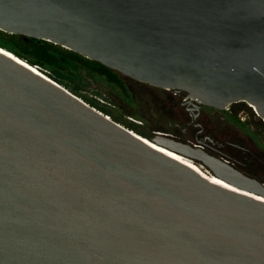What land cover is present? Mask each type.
Listing matches in <instances>:
<instances>
[{"label":"water","instance_id":"95a60500","mask_svg":"<svg viewBox=\"0 0 264 264\" xmlns=\"http://www.w3.org/2000/svg\"><path fill=\"white\" fill-rule=\"evenodd\" d=\"M0 29L264 130V0H0ZM44 74L0 49V264H264L263 182Z\"/></svg>","mask_w":264,"mask_h":264},{"label":"flooded vegetation","instance_id":"af4514ba","mask_svg":"<svg viewBox=\"0 0 264 264\" xmlns=\"http://www.w3.org/2000/svg\"><path fill=\"white\" fill-rule=\"evenodd\" d=\"M133 80L141 87L162 90L166 95L164 111L176 122V131L166 136L220 158L264 183V178H259L264 162L258 153L264 130L259 122H253V107L249 103L232 102L222 109L201 102L185 90ZM260 119L264 122L262 117ZM238 128L247 131V135Z\"/></svg>","mask_w":264,"mask_h":264},{"label":"rangeland","instance_id":"374dc122","mask_svg":"<svg viewBox=\"0 0 264 264\" xmlns=\"http://www.w3.org/2000/svg\"><path fill=\"white\" fill-rule=\"evenodd\" d=\"M49 76H56L62 84L75 89L78 93L99 103L112 107L125 120L138 124L153 134H173L176 131L175 121L164 111L167 101L162 90L141 87L131 78H124V86L109 82L105 77L93 73L75 64H69L63 72H55L51 68L39 66ZM166 100V101H165ZM131 119H136V123ZM236 128V127H235ZM251 127L249 126L248 129ZM237 129V128H236ZM239 132L247 135V131ZM172 138V137H171ZM264 162V138L261 137L260 150ZM259 178H264V165Z\"/></svg>","mask_w":264,"mask_h":264},{"label":"trees","instance_id":"16d2710c","mask_svg":"<svg viewBox=\"0 0 264 264\" xmlns=\"http://www.w3.org/2000/svg\"><path fill=\"white\" fill-rule=\"evenodd\" d=\"M0 46L6 48L7 51L9 50L8 52L11 51L10 53L26 59L31 64L51 68L55 72H63L68 68L69 64H75L105 77L111 83L124 86L123 75L117 71L98 61L89 59L75 51L47 40L32 37L27 38L24 35L12 34L0 29ZM51 77L62 84L56 76ZM130 124L135 125L132 122ZM133 129L151 138L139 129Z\"/></svg>","mask_w":264,"mask_h":264},{"label":"bare ground","instance_id":"6f19581e","mask_svg":"<svg viewBox=\"0 0 264 264\" xmlns=\"http://www.w3.org/2000/svg\"><path fill=\"white\" fill-rule=\"evenodd\" d=\"M0 49H1V51L7 53V54L10 55L11 57H13V58L17 59L18 61L22 62L24 65H26V66H28V67H31V68L34 69V71H36L37 73L44 74L39 68H37V67H35V66H32V65H31L29 62H27L26 60H23V59L19 58L18 55H16V54L14 55V54L10 53L11 51L8 52L9 50L7 51V49L5 50V48H3V47H0ZM44 75H45V74H44ZM144 139H145V138H144ZM145 141L148 142V143H150V145H152V146L155 147L156 149H159L160 151H163L164 153H167L168 155H170V156H172V157L178 159L179 161H181V162H183V163H185V164H187V165H189V166H191V167H193V168L198 169L204 177L208 178V179L211 180L212 182L217 183V184H219V185H221V186H223V187H226V188L230 189V184H228V183H226L225 181H223V180H221V179L215 177V176H214V175H213V174H212V173H211V172H210L205 166H203L202 164H199V163L195 162L194 160H192L191 158L186 157V156H184V155H182V154H179V153H177V152H174V151H171V150L166 149V148H164V147H161V146H159V145H156V144L150 142V141L147 140V139H145Z\"/></svg>","mask_w":264,"mask_h":264},{"label":"built area","instance_id":"2783aa9c","mask_svg":"<svg viewBox=\"0 0 264 264\" xmlns=\"http://www.w3.org/2000/svg\"><path fill=\"white\" fill-rule=\"evenodd\" d=\"M132 121L136 122V123H140V121L136 120V119H131Z\"/></svg>","mask_w":264,"mask_h":264}]
</instances>
